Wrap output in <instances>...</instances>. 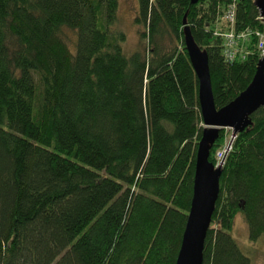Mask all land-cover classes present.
<instances>
[{
	"label": "trees",
	"instance_id": "obj_1",
	"mask_svg": "<svg viewBox=\"0 0 264 264\" xmlns=\"http://www.w3.org/2000/svg\"><path fill=\"white\" fill-rule=\"evenodd\" d=\"M254 1L137 0L126 55L118 0H0V264H175L203 128L183 17L221 109L261 52L251 37L228 63L216 34L230 4L237 32L264 34ZM250 120L223 163L202 264H251L230 233L238 213L250 241L264 235V108Z\"/></svg>",
	"mask_w": 264,
	"mask_h": 264
},
{
	"label": "water",
	"instance_id": "obj_2",
	"mask_svg": "<svg viewBox=\"0 0 264 264\" xmlns=\"http://www.w3.org/2000/svg\"><path fill=\"white\" fill-rule=\"evenodd\" d=\"M198 0H190L195 5ZM264 23V0H255ZM183 17L182 40L192 70L198 82V103L202 132L198 141L192 198L175 264H202L204 241L219 194V179L223 164L209 161L210 150L223 128L231 129L232 136L251 125L250 115L264 108V56L257 63L256 72L247 86L233 101L216 109L212 93L208 56L195 42Z\"/></svg>",
	"mask_w": 264,
	"mask_h": 264
},
{
	"label": "rangeland",
	"instance_id": "obj_3",
	"mask_svg": "<svg viewBox=\"0 0 264 264\" xmlns=\"http://www.w3.org/2000/svg\"><path fill=\"white\" fill-rule=\"evenodd\" d=\"M118 2L117 21L114 24L113 31L122 32L124 34L125 41L121 48L124 54L130 55L137 48L139 40V28L134 23V19L138 12V3L137 0H118ZM61 37L68 49L73 51L76 41L75 33L71 30L63 29ZM36 81L38 83L37 79ZM224 131L226 137L221 148L228 143L231 135V129L224 128ZM221 148H219L216 153ZM230 233L241 251L250 258L251 264H264V235L256 241H250L248 226L241 213L235 216L233 228Z\"/></svg>",
	"mask_w": 264,
	"mask_h": 264
},
{
	"label": "built area",
	"instance_id": "obj_4",
	"mask_svg": "<svg viewBox=\"0 0 264 264\" xmlns=\"http://www.w3.org/2000/svg\"><path fill=\"white\" fill-rule=\"evenodd\" d=\"M223 22L228 25V30L224 33H217L223 41V56L226 62L231 63L237 59L244 60L247 56V52L244 50L245 44L251 37L258 39V49L261 52V57L264 56V34L260 32L252 31L250 29L243 31H236L235 25V6L230 4L223 14ZM235 136L230 135V140L221 148L215 157V165L223 164L226 155L231 150V144Z\"/></svg>",
	"mask_w": 264,
	"mask_h": 264
}]
</instances>
